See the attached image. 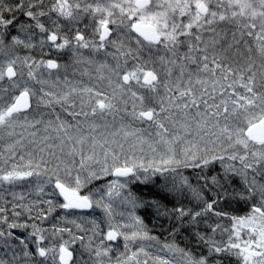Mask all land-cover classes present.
<instances>
[{"label":"snow or ice","instance_id":"obj_1","mask_svg":"<svg viewBox=\"0 0 264 264\" xmlns=\"http://www.w3.org/2000/svg\"><path fill=\"white\" fill-rule=\"evenodd\" d=\"M84 21L90 36L78 27ZM37 45L71 63L20 55ZM83 49L104 59H84ZM81 63L95 65L91 86L68 78ZM62 67L66 90L53 91L60 78L49 84L40 70L51 77ZM81 75L92 78L87 68ZM0 142L7 153H0V185L35 177L37 197L62 198L25 203L23 192L10 193L11 222L0 206L7 225L0 249L9 257L0 264H111L103 239L93 247L91 237L85 243L69 228L53 224L48 235L17 220L94 208L111 220L115 198L131 206V223L110 224L106 240L122 237L127 251L155 240L134 212L148 207L174 222L171 235L188 230L203 246L197 255L165 243L160 251L170 259L140 244L116 264H264V0H0ZM136 183L155 188L172 207L137 195L130 188ZM241 204L246 214L229 211ZM29 227L27 238L12 231ZM77 241L78 261L70 250Z\"/></svg>","mask_w":264,"mask_h":264},{"label":"rangeland","instance_id":"obj_2","mask_svg":"<svg viewBox=\"0 0 264 264\" xmlns=\"http://www.w3.org/2000/svg\"><path fill=\"white\" fill-rule=\"evenodd\" d=\"M82 25L84 26V22H81L78 27L81 28ZM86 36H90L91 33L85 34ZM37 48L40 49L39 45H37ZM107 51H114V49H112L110 46L108 47ZM83 54H84V59L89 58L90 56L95 59V60H103L104 59V53H98L93 55L92 53H90V51L88 49H83L82 50ZM41 53L45 56V60L52 58V59H56L57 62L59 64H61L62 66L66 63L70 64L71 60L69 59V56L66 54H57L55 52V50L53 49L50 53V50L47 46H45L43 48V51H41ZM20 55L24 56V55H29L28 52L21 50L20 51ZM36 56H37V60L43 59L42 57H39L37 55L36 52ZM107 63H109L110 65H115L116 61H114L111 56L107 57ZM122 63V61H121ZM131 61L129 62V66H131ZM76 71L75 74H72V68L68 69V78L70 80H72L73 82H82L84 85H88L91 86L92 84H94L95 81V77L97 76V73L95 71V65H87V64H78V65H74ZM87 68L88 71L91 73L92 78H90L88 75H81V72ZM41 72H44V78L46 80L49 81V84H52L56 81L57 76L60 78V83L56 85V87H54L52 90L53 91H60L61 89H65V85L63 84V79L65 76V71L64 68L62 67L58 72L52 71L53 75L51 77L48 76L47 74V70L45 69H41ZM107 74V73H105ZM32 86L36 89H39L41 87V85L39 84H35L33 83ZM45 87H48L47 85ZM129 110H131V101H129ZM123 115V114H121ZM68 118V117H67ZM69 120H71V117L68 118ZM109 120L112 119V117L108 118ZM117 120H119V117H117ZM131 120L130 117H125V122H129ZM139 127H147V125H136ZM17 131H19V129H17ZM0 153H3L4 156L6 157L7 153L4 152V143L0 142ZM27 159V157H26ZM17 162H18V158H17ZM0 165H2V160H0ZM190 171V170H189ZM186 174H189L186 172ZM108 179H111V177H109ZM35 182H36V178L32 177L29 178L28 181L25 182H20L15 186H9V185H0V197H2V199H0V204H2V206H5L9 209V213L11 214V204H5V201H12L13 197L11 196V192H16V193H21L23 192L25 194V203H27L29 200H37L39 199H53L54 202L61 200L60 197L58 195H53L51 197L47 196V195H41L40 197H37L34 189L35 186ZM107 183V180L104 181H95L93 182V184L89 185L88 189H85L84 191L87 192L89 189H97L100 188L103 184ZM29 185H31V187H29ZM130 188L133 192H135L137 195H141L144 197V199H148L149 197L145 195V192H149V191H156L155 188L151 187V186H144L141 185L139 183L136 184H132L130 185ZM49 190H51V186H47L45 189V192H48ZM150 199V198H149ZM191 206V205H189ZM42 207H44L45 209L47 208V205H42ZM148 208V207H142V208H136L134 210L135 215L139 216L143 222L144 225L146 227V230L149 232L150 236L155 237V240H146V241H138L135 244H130L129 247L131 249V251H136L137 247L140 244H143L144 247L146 248L147 251H149L150 253H152L153 255H161V256H166L168 258H173V254L165 251H160V249L162 248V246L165 243H173L176 246L183 248L182 246H179L176 242L175 236L171 235L169 232L166 231V233H164L161 238V236H159L158 234L155 233V231L153 230V227L146 222L145 220L146 217L143 216V211ZM132 208L130 205H127L125 203H122L120 198H115L113 200V216L111 218V220H109V218L105 215V213L99 209V208H94L89 212H82V211H74L69 210L67 212H65L64 210H60L57 209L55 212H53L48 219L46 220H38V219H33V220H29L27 214L22 215L17 222L18 223H24L27 222L29 224L32 223H36L37 225H39L42 228H45L48 230V232L46 234L50 235L51 230H52V226L53 224H55L57 227H61V228H69L72 230V232L77 235V236H84V242L87 243L89 238L91 237L92 240V245L93 247L96 246H100V242L103 239L104 240V244L102 245V247H106V248H110L111 251L109 252V256L111 257V264H116L117 261V257H119L121 260L126 259L127 256L131 255V251H127L124 247L125 245V241L123 240L122 237H117V239L115 241H108L105 239L106 236V232L109 230V225H122V224H130V218H129V212H132ZM120 213H124V215H120ZM35 215V213H33V216ZM9 216V220H12L13 217L11 215ZM59 217V219H58ZM75 220L77 224H80L81 227L84 229V231H80L76 228V226L74 224H72L70 221ZM95 221L96 224L99 226V228L97 229L98 234L93 233L92 229H93V224L92 221ZM118 231H131L133 229L130 228H117ZM22 231V232H21ZM32 231V229L29 227L27 230H23L20 229V232L18 231L16 234L27 238L29 237L30 232ZM24 234H20L23 233ZM160 237V238H159ZM64 238L68 239L67 234H64ZM13 243L18 244V241H13ZM47 243V242H46ZM74 248L76 249V252L74 253V260L78 261L80 259L79 253L82 251L81 248V244L80 241H77L74 245H70V250ZM87 254H85V258H86ZM0 258H9L4 256V250L0 249ZM144 257L141 256L140 259H143ZM178 259V256L175 257ZM131 264H135V262H131ZM151 264V261H150Z\"/></svg>","mask_w":264,"mask_h":264},{"label":"trees","instance_id":"obj_3","mask_svg":"<svg viewBox=\"0 0 264 264\" xmlns=\"http://www.w3.org/2000/svg\"><path fill=\"white\" fill-rule=\"evenodd\" d=\"M85 23H87V21H84V26L82 25L80 29L84 31L85 34L91 33V25L85 28ZM36 52L39 57H42L43 59L45 58L46 55H43L41 53V49H38L37 47L33 49L31 52H28V54L37 59ZM145 195L148 196L150 199H158L161 201V203L166 204L168 207H172V202L169 199H165L162 196V194L158 193L157 191H149V192L147 191L145 192ZM0 206H2V204H0ZM229 211H231L233 214H236V215H244L246 214L248 209L241 204V205H234L232 209H229ZM8 215H11V214L8 212ZM143 216L146 217L147 220L145 221L148 222L153 227V230L155 231V233L161 236V238L162 236H164L163 234L166 233V231L170 233L171 229L174 227V222H170L168 219L162 216H157L155 210L152 208H146L143 211ZM9 221L11 222L12 220H9ZM221 223L225 227L230 226L229 221L227 219H225ZM6 227L7 225L0 223V228H6ZM12 231L16 234L18 231L20 232V229H14ZM20 234H24V232ZM217 238L218 239L220 238L219 235ZM175 239L179 246H182L183 248H186V249H190L197 255H199L203 251V246L201 245L197 247L194 237L192 236L191 232L188 230H181L178 233H176ZM223 239L226 240L227 236L225 235Z\"/></svg>","mask_w":264,"mask_h":264},{"label":"flooded vegetation","instance_id":"obj_4","mask_svg":"<svg viewBox=\"0 0 264 264\" xmlns=\"http://www.w3.org/2000/svg\"><path fill=\"white\" fill-rule=\"evenodd\" d=\"M52 71H55V70H52ZM40 111H42V112H47V111H49L48 109H45V108H43V107H41V109H40ZM57 111L59 112L60 111V109H59V106H57ZM34 115H35V113H33ZM61 115H62V118H66V119H68L67 118V116L64 114V113H62L61 112ZM46 119L48 118V117H45Z\"/></svg>","mask_w":264,"mask_h":264},{"label":"water","instance_id":"obj_5","mask_svg":"<svg viewBox=\"0 0 264 264\" xmlns=\"http://www.w3.org/2000/svg\"><path fill=\"white\" fill-rule=\"evenodd\" d=\"M60 199L62 200V198L60 197ZM72 211V210H71ZM78 211H84V212H89V211H91V209L90 210H78ZM107 233V232H106ZM115 241V240H114Z\"/></svg>","mask_w":264,"mask_h":264},{"label":"bare ground","instance_id":"obj_6","mask_svg":"<svg viewBox=\"0 0 264 264\" xmlns=\"http://www.w3.org/2000/svg\"><path fill=\"white\" fill-rule=\"evenodd\" d=\"M92 210V209H91ZM82 212H84V211H82Z\"/></svg>","mask_w":264,"mask_h":264}]
</instances>
